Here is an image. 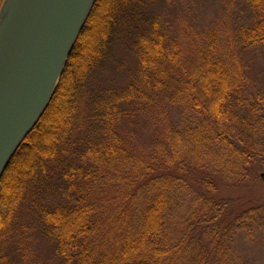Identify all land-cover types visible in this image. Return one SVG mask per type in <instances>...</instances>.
<instances>
[{
  "label": "trees",
  "instance_id": "obj_1",
  "mask_svg": "<svg viewBox=\"0 0 264 264\" xmlns=\"http://www.w3.org/2000/svg\"><path fill=\"white\" fill-rule=\"evenodd\" d=\"M167 1H96L52 100L0 181V264H10L11 225L23 209L59 264H207L233 232L255 227L264 235V204L232 214L212 176L191 183L174 159L178 149L222 145L248 163L251 147L234 138L264 134V112L239 113L248 98L231 43L222 50L208 42L190 64L182 58L156 12ZM246 1L251 21L237 44L264 50V0ZM114 49L134 68L121 84L100 85ZM154 103L164 114L182 105L198 118L183 132L166 121L171 161L157 167L133 161L123 136V123ZM184 186L193 196L181 220L176 194Z\"/></svg>",
  "mask_w": 264,
  "mask_h": 264
},
{
  "label": "rangeland",
  "instance_id": "obj_2",
  "mask_svg": "<svg viewBox=\"0 0 264 264\" xmlns=\"http://www.w3.org/2000/svg\"><path fill=\"white\" fill-rule=\"evenodd\" d=\"M159 21L169 41L177 43L182 58L187 63L195 62L197 51L212 41L223 50L231 43L237 51L239 63L245 73L247 101L239 108L246 118L247 112H264V50L248 48L242 50L238 44V34L250 23V8L246 0H169L157 10ZM113 55L100 70L99 84L111 86L121 84L134 68L131 61L114 49ZM122 66V67H121ZM103 71V72H102ZM163 108L154 103L151 110L139 113L123 123V136L129 143L133 161L155 167L171 161L166 148V121L181 132L192 129L198 118L182 105ZM252 121V117H248ZM236 145L251 147L252 157L238 164L222 145L200 147L198 150L186 147L174 154L176 163L184 167L186 178L194 183L198 176H212L217 187V195L228 203L230 213L236 214L251 205L264 204V134L260 131L254 139L234 138ZM180 175H183L179 173ZM118 181L114 178L112 182ZM112 185V184H111ZM110 185V187H112ZM111 189V188H110ZM177 191L180 201L177 217L185 219L193 196L188 186ZM111 192V190H109ZM106 191L104 198L109 201L111 194ZM21 215L11 225L9 250L13 251L10 264H59L51 245L38 233L37 226L28 212ZM27 211V210H26ZM209 246V245H208ZM212 249L213 247H207ZM189 254L192 251L190 247ZM216 256L212 261L213 256ZM207 264H264V235L255 227L239 229L231 234L226 250L220 254L209 253Z\"/></svg>",
  "mask_w": 264,
  "mask_h": 264
},
{
  "label": "water",
  "instance_id": "obj_3",
  "mask_svg": "<svg viewBox=\"0 0 264 264\" xmlns=\"http://www.w3.org/2000/svg\"><path fill=\"white\" fill-rule=\"evenodd\" d=\"M96 1H2L0 181L52 100Z\"/></svg>",
  "mask_w": 264,
  "mask_h": 264
}]
</instances>
